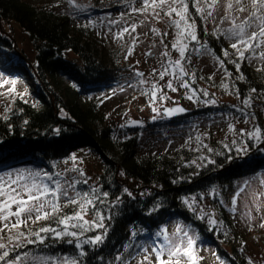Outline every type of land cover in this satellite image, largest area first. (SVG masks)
<instances>
[{
	"label": "trees",
	"instance_id": "trees-1",
	"mask_svg": "<svg viewBox=\"0 0 264 264\" xmlns=\"http://www.w3.org/2000/svg\"><path fill=\"white\" fill-rule=\"evenodd\" d=\"M93 1L92 9L78 14V17H84L79 19L31 0H0V71L14 79L29 81L33 94L32 99L16 97L11 109L5 114L0 113V173L33 169L41 177L48 173L54 179H60L65 187L69 182L86 179L88 184L79 183L76 190L96 187L101 193L107 191V203L100 207L106 217H111L105 220L107 234L99 245L85 244L78 249L75 244L49 238L47 247L28 245L18 251L36 256L73 257L80 264H123L121 257L129 245L150 241L156 234L164 236V229L175 220L195 230L199 244L217 245L216 255L220 260L227 264H248L242 237L234 231L224 201L228 203L238 182L264 175V141L247 140L245 153L237 152L235 147L224 149L223 144L231 142L219 139L207 144L206 136L201 134L202 143L207 147L195 151L198 133L189 135L193 137L190 147H182L189 136L182 144L162 150L144 149L142 140L145 134L147 137L154 133L164 134L173 126L194 123L196 126L199 117L214 121L229 116L245 122L246 116L239 108L232 107L239 105L240 100L224 91L220 87L221 81L229 83L230 87L235 81L240 99L251 88L257 89L253 93L251 121L264 135V99L257 98L264 96V66L246 59L241 62L240 69L245 79L236 80L239 73L229 63V58L221 55L224 49L231 51L230 41L212 35L214 27L197 17L201 42L221 55L231 73L230 78L224 75L213 80L201 71L196 73L199 79L204 77L200 79L201 84L214 94L217 104L196 103L192 109L185 106L190 113L182 117L151 118L146 125L141 121L140 126L129 124L118 132L104 107L109 89L122 85L139 90L145 99L149 97L139 84L141 78L133 74V64L127 62L126 55H122L120 49L107 48L102 36L89 24L92 15L104 9L110 11L113 4L123 8V0ZM101 6L108 8L101 9ZM140 6L136 2V7ZM189 9L195 16L191 3ZM13 24L31 37L35 58H30L17 45ZM86 24L89 26L85 27ZM154 81L159 83L158 76ZM193 87L198 88L196 82ZM207 135L215 137L211 133ZM209 148L213 151H208ZM91 153L97 154L101 163L93 181L81 176L83 171H73L74 161L71 160L72 156L86 160ZM200 155L214 163L197 160L201 167L189 166L190 161ZM208 192L215 195V208L224 229L210 227L206 218L201 219L198 211L194 212L185 203V198L200 199ZM70 194L74 193L70 191ZM64 203L63 199L61 204ZM63 211L71 214L70 207ZM86 218L94 219V212L89 211ZM102 231L86 232L82 239ZM221 243L225 247H219ZM81 252L84 254L80 255Z\"/></svg>",
	"mask_w": 264,
	"mask_h": 264
},
{
	"label": "snow or ice",
	"instance_id": "snow-or-ice-1",
	"mask_svg": "<svg viewBox=\"0 0 264 264\" xmlns=\"http://www.w3.org/2000/svg\"><path fill=\"white\" fill-rule=\"evenodd\" d=\"M68 2L74 8H83L81 4L76 3V0H68ZM136 2H139L141 6L134 7L133 4ZM125 3L130 8L131 14L144 16V19L140 21L141 24L146 23L150 16L156 20L165 19V22L175 29L171 49L178 52V57L173 59L168 44L164 43L167 32L161 34L158 28H151L155 35H160V43L164 49L161 52L160 68L153 69L152 75L158 76L159 81H163L165 76H168L167 84L162 86L158 82L144 80L143 72H135V75L141 78L139 84L144 87V94L149 97L152 111L157 113L152 117L153 120L160 116L161 110L157 107V103L160 102L162 105L163 101L171 99L163 90L164 87L176 92L178 90L176 85H178L185 90L184 95L189 100H195L205 106L217 104L214 94H210L207 88L193 87L196 81L195 70L190 72L186 69V65L191 63L193 53L214 57L225 75L230 78L231 73L225 67L221 55L224 58H229V63L233 64L239 73L236 80L245 79L244 75L240 73L241 62L246 59L250 61L253 57H257V54L259 59L264 60V0H125ZM190 3L195 16L189 9ZM197 17L205 24L211 22L214 25L212 35L218 39L222 37L230 41L231 51L224 49L221 55H217L206 43H202L197 32ZM130 19L131 15L126 17L124 13H121L117 19L108 18L109 31H111L112 25L120 27L121 30L116 33V36L122 38L124 33H128L135 45L136 37L132 36V33L136 31L137 24L130 23ZM89 24L93 27L96 26L91 21ZM89 24L84 26L88 27ZM128 54H132V48L128 49ZM147 54L151 55L150 52ZM200 79H204V77L201 76ZM208 79L213 80L214 74ZM9 83L13 86L8 90L11 93L16 81L3 79V84ZM220 87L240 100L239 105L232 107L239 108L240 113L246 116L245 123L251 122L254 114L250 109L253 103V93H256L257 89L251 88L247 95L240 99V90L236 87L235 81H232L231 87L229 83L221 81ZM257 98L264 99V96ZM185 111L180 106L167 107L163 109V114L171 117ZM5 119H7L6 116ZM130 124L136 126L141 125L142 122L131 120ZM125 126L127 125H121V127ZM228 130L234 136L239 135L240 140L233 139L230 144L224 143V149L231 150L232 147H235L237 152L246 153L247 149L244 144L247 140L264 141L262 129L255 124L251 130L240 129L237 132L236 125L229 121ZM56 131L59 132V129ZM192 140L193 137L189 136L188 142L182 147H190ZM195 141L197 145L195 151H200L201 147H207L202 143L200 134L195 136ZM208 151L213 150L209 148ZM71 160L75 161L76 157L72 156ZM197 160L201 162L208 160L209 163H214L208 157L200 155L197 159L191 160L189 166L201 167L202 164H198ZM73 171L79 172L80 169L74 164ZM80 175L83 176L84 173L80 172ZM79 183L87 185L88 181L84 179L74 183L69 182L65 187L60 179H54L48 173H45L43 177L39 172L25 173L23 170L0 173V264H29L30 261H40L42 264H48L49 261L52 264H80L73 257L36 256L30 252H19L18 250L26 248L28 245L47 247L46 241L49 238L53 241H66L70 245L75 244L78 249H82L85 244L96 246L103 242L107 234L105 220L111 219V217H106L100 205L107 203L109 193L107 191L101 193L100 189L96 187L87 191H77L76 186ZM70 191L74 194H70ZM124 192L131 195L127 189H124ZM61 199L65 200L64 204H61ZM185 203L194 212L196 211L194 197L185 198ZM65 207L71 208V214L63 211ZM89 211L94 212V219L86 218ZM200 218H204L203 213ZM208 223L215 226L217 221L209 217ZM96 229L103 231L87 239H82L86 232ZM184 235L187 237V243L169 247L167 259L164 258L165 248L163 246L157 248L158 264H181L182 259H186L187 264H196L195 240L188 237L187 233ZM13 253L16 254L12 255ZM83 254V252L80 253V255ZM145 261L150 264L148 257H145ZM248 264H252L251 260L248 261Z\"/></svg>",
	"mask_w": 264,
	"mask_h": 264
},
{
	"label": "rangeland",
	"instance_id": "rangeland-1",
	"mask_svg": "<svg viewBox=\"0 0 264 264\" xmlns=\"http://www.w3.org/2000/svg\"><path fill=\"white\" fill-rule=\"evenodd\" d=\"M37 4H47L54 9L70 14L76 18L83 19L84 17H78L80 13H85V11H90L95 5L93 0H76L83 8H74L68 0H31ZM123 8L116 7L118 5L113 4L110 11H106L105 7H100L104 11L92 15L90 18L92 22L95 23L96 31L102 36L105 41L107 48L111 50L120 49L122 55H126L127 62L133 64V74L136 71H141L146 74L144 80L155 82L154 78L156 76L152 75L153 69L160 68L161 52L164 50L160 43V35H155L152 31V27H156L160 30L161 34L167 32V36L164 39V43L168 44L169 50L173 59L178 57V52L171 49V42L174 39L175 29L170 27L165 19L156 20L149 16L146 23L141 24L140 21L144 19L141 14H129L131 15L130 23L135 22L137 24L136 31L132 33V36L136 37L135 45L132 43V39L128 33H124L122 38H118L116 33L121 29L116 25L111 26V31H109L108 18L117 19L121 13L130 11L128 5H126L125 0H123ZM136 7V3L133 4ZM121 11V12H120ZM129 15H125L128 17ZM210 27L214 25L209 22ZM14 36L17 41V45L20 49H23L30 58H35L34 54V42L31 37L20 29L19 26L13 24ZM146 34V35H145ZM231 43V42H230ZM154 45V46H153ZM122 47V48H121ZM132 48V54H128V49ZM151 53L148 55L147 53ZM252 62L257 65L264 66V60L257 57H253ZM138 62V63H137ZM188 71L195 70V73L201 71L202 75L213 76L214 78L220 79L225 75L223 69H221L214 59L210 55H198L193 53L191 56V63L186 65ZM3 79L9 81H16L14 90L9 93V89L12 88V84H3ZM169 77L165 76L163 81H159L162 86L167 84ZM200 88H206V85L201 84L200 79L196 75V81ZM30 82L23 79H14L9 74L0 71V113L9 111L13 106V102L16 97L23 99H32L33 94L31 93ZM178 90L172 92L167 87L163 90L167 93L171 99L163 101L162 105L160 102L157 103V107L160 108V116L157 120L163 119V109L167 107H174L176 105L186 106L189 109L195 107L197 102L195 100H189L184 95L185 90L180 88L178 85ZM144 89V87H141ZM141 93L137 89H130L126 86H116L109 89L107 94L104 107L107 110L108 115L114 124L116 130L120 132L124 127L121 125H129L131 120H140L146 122L150 120L154 115L152 111V105L149 103V98L145 99L144 96H140ZM138 96V97H136ZM186 108V109H187ZM197 125L194 124L183 125V126H173V129L163 133H154L155 135L147 137L146 134L143 136L142 143L144 144V149L150 150H162L168 147H176L191 135L192 133H198L206 136L204 140L207 144H210L213 139H219L227 142L236 139L240 140L239 135H233L232 132L228 130L229 121L236 125L237 132L240 129H247L253 126L254 122H241L235 120L232 117L224 116L221 118H215L214 121H209L206 118L199 117L196 119ZM211 129V130H210ZM213 134L215 137L209 136L207 134ZM205 138V137H204ZM89 158L80 161L76 159L73 165H77L80 171H83L84 175L89 177V181H93L97 178L100 159L97 154L94 153L88 155ZM25 173L35 171L33 169H24ZM19 172V171H15ZM213 192H208L206 195H202L200 199H195L196 210L201 216L204 214V218L207 220L209 217L217 221L218 229H224L222 223L219 220V215L217 208H215L216 201ZM228 203L224 201V205L227 208V214L231 219L234 231L237 232L242 237L243 245L245 248L244 256L252 264H264V175L247 177L244 180L237 183L234 191L228 197ZM63 199H61L62 201ZM230 204V205H229ZM213 225H210L212 227ZM182 229V231H181ZM164 236L154 235L150 241H141L129 245L126 249L125 254L122 255L123 264H148L145 261V257L149 258L150 264H158L156 250L158 247L163 246L165 248L164 258L167 259V249L173 245H179L181 243H187V237L184 233H187L188 237L195 240V255L197 256L196 264H227V261L220 260L216 255V250L218 246L201 243L199 244L197 232L193 229L188 228L185 223H180L178 221L172 220L168 227L164 229ZM232 240V239H231ZM217 247V248H216ZM219 247H225L224 244H219ZM39 256V255H38ZM42 256V255H41ZM45 256V255H43ZM32 264H42L40 261H30ZM29 262V263H30ZM48 264H52L51 261ZM181 264H187L186 259L181 260Z\"/></svg>",
	"mask_w": 264,
	"mask_h": 264
},
{
	"label": "water",
	"instance_id": "water-1",
	"mask_svg": "<svg viewBox=\"0 0 264 264\" xmlns=\"http://www.w3.org/2000/svg\"><path fill=\"white\" fill-rule=\"evenodd\" d=\"M176 106L183 107L186 111L183 112V113H178V114H176V115H174V116H171V117H168V116H166V117H168V118H178V117H182V116L185 115V114H189V113H190V110H187L184 106H182V105H176ZM176 106H174V107H176ZM142 123H143V122H142ZM131 126H132V125H131ZM137 126H140V125H136V126H132V127H137Z\"/></svg>",
	"mask_w": 264,
	"mask_h": 264
}]
</instances>
